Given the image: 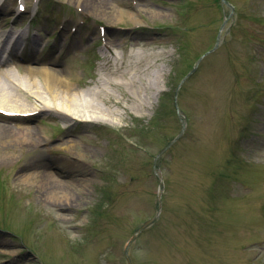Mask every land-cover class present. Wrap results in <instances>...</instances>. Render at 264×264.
I'll return each instance as SVG.
<instances>
[{"label":"rangeland","instance_id":"obj_1","mask_svg":"<svg viewBox=\"0 0 264 264\" xmlns=\"http://www.w3.org/2000/svg\"><path fill=\"white\" fill-rule=\"evenodd\" d=\"M26 1L27 13L0 22L51 38L38 58L67 73L78 93L101 76L135 83L106 86L121 106L110 103L116 114L100 122L0 116V124L35 131L31 144H0V264H127L124 249L131 264H264V0H225L232 9L217 0H104L125 14L119 19L76 0ZM215 45L177 93L186 128L158 160L160 213L126 243L157 209L152 162L180 131L174 89ZM29 58L13 57L20 73H12L22 76ZM35 160L77 200L71 212L45 203L41 179H20Z\"/></svg>","mask_w":264,"mask_h":264},{"label":"bare ground","instance_id":"obj_2","mask_svg":"<svg viewBox=\"0 0 264 264\" xmlns=\"http://www.w3.org/2000/svg\"><path fill=\"white\" fill-rule=\"evenodd\" d=\"M76 2L82 5L88 12H103L110 9L111 11L108 17L119 19L125 16V14L120 11L115 10L113 12V8L104 0H76ZM5 11L3 7H0V13H5ZM131 21H133L134 25L142 24V21L135 16L131 17ZM105 33L107 34L106 31ZM51 63L45 61V59L40 61L35 58H30L22 76L13 74L6 68L1 69L0 109L19 113L32 112L35 110H37V114L54 112L61 117L60 119L66 121L75 119L83 122H100V118L116 114L110 109V103L113 102L116 106H121V100L113 101L106 91V86L120 87L135 83V79L132 76H128L126 81L123 80V82L112 79L109 80L106 79L105 76H101L94 89H88L85 93H78L76 84L74 86L67 76V73L61 69L52 67ZM122 75L124 76V74ZM38 81L40 86L37 84ZM150 84L152 85V83ZM150 84L146 81L144 85L146 91L153 89ZM130 97L129 95L128 98ZM138 97H140L139 94H137V99ZM31 98L39 102L40 106L31 109L23 107L22 105L24 102L30 101ZM99 103H101V105ZM20 106L22 108H20ZM32 131L33 128L15 127L14 129L6 124H0V144H6L11 141L27 142L31 144L35 140L33 135L35 131ZM65 143L66 148L72 146L67 145L70 144L69 141ZM54 164L64 171L72 170L73 172L79 173L85 171L83 165L73 160H55ZM29 166L33 169L23 174L20 179L26 181H33L36 178L41 179L40 194L46 197L47 200H50L45 201V203L54 211L60 212L61 214L71 212L74 207L73 203L76 204L77 200L73 201L68 198L67 195L65 196V189L63 188L65 184L54 179L50 169L42 160H35V162L30 163ZM83 181L84 180L79 179V182Z\"/></svg>","mask_w":264,"mask_h":264},{"label":"water","instance_id":"obj_3","mask_svg":"<svg viewBox=\"0 0 264 264\" xmlns=\"http://www.w3.org/2000/svg\"><path fill=\"white\" fill-rule=\"evenodd\" d=\"M200 61V60H199ZM199 61L195 64V66L193 67L192 71L186 75L185 78H187L188 76H190L196 69V67L198 66ZM185 78L180 82V84L185 80ZM179 84V85H180ZM178 85V86H179ZM175 109H176V114H177V118L180 121V125H181V130L180 133L174 138L172 139L165 147H163L158 154L156 155V157L154 158L153 161V173L157 179V199H156V203L158 205V208H160V200H161V196H162V177H161V173L159 172V170L156 168V163L158 158L165 152L167 151L178 139L179 137L183 134V131L185 129V119H184V115L183 113L177 108V106L175 105ZM158 215V211L156 212L155 217ZM155 217H153L152 219H150L149 221L145 222L139 229H137L132 235L131 237L127 240V243H129L131 240H133L144 228H146L148 225H150L153 220L155 219ZM124 253H125V249H124ZM126 257V260L129 264V259Z\"/></svg>","mask_w":264,"mask_h":264}]
</instances>
